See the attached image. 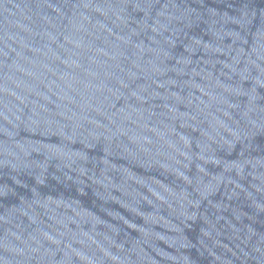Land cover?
I'll return each mask as SVG.
<instances>
[{
	"label": "water",
	"instance_id": "obj_1",
	"mask_svg": "<svg viewBox=\"0 0 264 264\" xmlns=\"http://www.w3.org/2000/svg\"><path fill=\"white\" fill-rule=\"evenodd\" d=\"M0 264H264V0H0Z\"/></svg>",
	"mask_w": 264,
	"mask_h": 264
}]
</instances>
